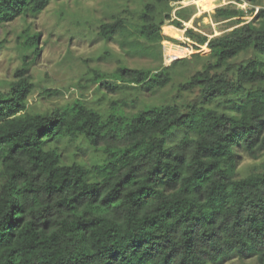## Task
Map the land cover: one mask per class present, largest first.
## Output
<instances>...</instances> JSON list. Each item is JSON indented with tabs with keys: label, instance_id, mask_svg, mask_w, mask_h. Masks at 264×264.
Masks as SVG:
<instances>
[{
	"label": "trees",
	"instance_id": "obj_1",
	"mask_svg": "<svg viewBox=\"0 0 264 264\" xmlns=\"http://www.w3.org/2000/svg\"><path fill=\"white\" fill-rule=\"evenodd\" d=\"M53 1L64 0H0V25L37 19ZM236 1L260 7L253 20L240 25L248 11L222 7L215 18L236 22L232 31L212 39L187 31L211 50L208 66L180 86L198 90L199 101L105 118L75 99L32 114L37 86L17 72L0 91V264H264V8ZM185 13L170 22L149 4L103 23L98 36L128 31L123 49L152 56L166 22L184 29ZM26 32L25 48L40 53L41 34ZM170 67L123 66L111 76L122 84L107 88L157 91L169 85ZM117 107L128 104L111 111ZM177 130L184 135L174 140ZM82 141L95 153L92 163H65L58 146ZM52 142L57 148H48ZM240 149L263 158L245 177L237 172Z\"/></svg>",
	"mask_w": 264,
	"mask_h": 264
},
{
	"label": "rangeland",
	"instance_id": "obj_2",
	"mask_svg": "<svg viewBox=\"0 0 264 264\" xmlns=\"http://www.w3.org/2000/svg\"><path fill=\"white\" fill-rule=\"evenodd\" d=\"M149 4L156 7L161 19L165 14H170V22L177 19V13L181 10H186L185 14L190 17L188 21H183L184 29L177 28L169 20L166 22L162 28L166 38L164 42L153 45L152 56L137 55L129 52L128 48L123 49L121 41L128 36V31L125 34L119 32L111 40L98 36L103 23L114 21L113 17L116 19L124 16L130 19V16L141 13ZM260 4L264 8V0H260ZM235 6L248 11L244 13L240 25L253 20L260 9L259 6L252 7L247 2L239 3L236 0L53 1L37 19L20 18L11 24L0 25V91L8 92L17 72L23 70L37 86L36 94L29 103V112L32 114L45 113L75 99H82L105 118L114 112L117 116H125L151 106L164 107L186 104L196 99L199 101L198 90L185 93L181 92L180 86L208 66L207 56L211 54V50L208 43L201 45L189 37L187 31L193 30L208 39L232 31L237 23L217 21L215 13L219 8ZM137 24L135 21L128 23V29L133 34ZM167 28L170 31L166 33ZM27 30L30 34H41L38 41L40 53L25 48V38L29 34ZM250 54H244L236 62L245 61L242 59L248 58ZM175 62L179 63L172 66ZM123 66L133 70L149 69L152 72L162 70L163 66H171V81L166 88L157 91L127 89L113 93L107 85L122 84L119 79H111V76ZM103 74L109 75L110 79H97ZM115 102H124L128 107H117L111 111ZM183 135V130H177L173 138L175 140ZM57 146L56 142L48 144L50 149ZM58 149L67 164L73 163L74 159L90 164L95 156L93 149L84 141L79 142L74 149H68L64 145H59ZM236 153L237 172L240 177L260 168L263 158L248 157L241 149ZM222 264H256V260L241 262L234 258Z\"/></svg>",
	"mask_w": 264,
	"mask_h": 264
},
{
	"label": "crops",
	"instance_id": "obj_3",
	"mask_svg": "<svg viewBox=\"0 0 264 264\" xmlns=\"http://www.w3.org/2000/svg\"><path fill=\"white\" fill-rule=\"evenodd\" d=\"M169 31H170V29H169V28H167V29H166V33H167V32H169Z\"/></svg>",
	"mask_w": 264,
	"mask_h": 264
},
{
	"label": "built area",
	"instance_id": "obj_4",
	"mask_svg": "<svg viewBox=\"0 0 264 264\" xmlns=\"http://www.w3.org/2000/svg\"><path fill=\"white\" fill-rule=\"evenodd\" d=\"M239 7H240V5H239ZM241 8V7H240Z\"/></svg>",
	"mask_w": 264,
	"mask_h": 264
}]
</instances>
